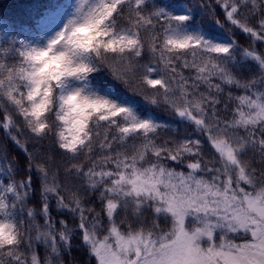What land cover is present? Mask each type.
<instances>
[{
    "label": "snow or ice",
    "instance_id": "6c2138e0",
    "mask_svg": "<svg viewBox=\"0 0 264 264\" xmlns=\"http://www.w3.org/2000/svg\"><path fill=\"white\" fill-rule=\"evenodd\" d=\"M0 131V264H264V0L0 21Z\"/></svg>",
    "mask_w": 264,
    "mask_h": 264
},
{
    "label": "trees",
    "instance_id": "16d2710c",
    "mask_svg": "<svg viewBox=\"0 0 264 264\" xmlns=\"http://www.w3.org/2000/svg\"><path fill=\"white\" fill-rule=\"evenodd\" d=\"M64 0H0V21L7 23L15 28L21 26L32 28L35 25L36 20L39 18V14L44 12L50 5L54 3H62ZM165 3L168 0H164ZM182 3L188 5H194L197 0H181ZM223 35V33H221ZM241 44H246V38L241 35L239 37ZM139 100V98H136ZM143 104V101H140ZM157 116L161 119H168L167 114L162 111L153 109ZM184 129L181 128V134ZM47 143V142H45ZM0 146H5L9 154V158L15 156L21 161L23 166L24 153L21 149L15 146L10 140L5 141L3 132L0 131ZM31 148L32 145L29 144ZM98 207V205H97ZM66 264H88V257L85 249L80 245V241H73V248L70 254H66L64 257Z\"/></svg>",
    "mask_w": 264,
    "mask_h": 264
}]
</instances>
